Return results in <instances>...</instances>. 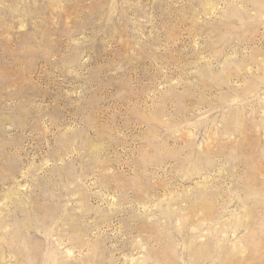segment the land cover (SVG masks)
<instances>
[{
  "label": "rangeland",
  "instance_id": "rangeland-1",
  "mask_svg": "<svg viewBox=\"0 0 264 264\" xmlns=\"http://www.w3.org/2000/svg\"><path fill=\"white\" fill-rule=\"evenodd\" d=\"M0 264H264V0H0Z\"/></svg>",
  "mask_w": 264,
  "mask_h": 264
}]
</instances>
